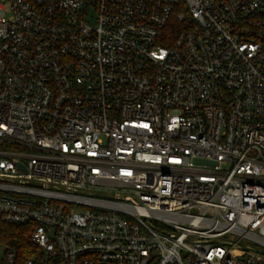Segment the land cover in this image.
Listing matches in <instances>:
<instances>
[{
  "label": "built area",
  "instance_id": "obj_1",
  "mask_svg": "<svg viewBox=\"0 0 264 264\" xmlns=\"http://www.w3.org/2000/svg\"><path fill=\"white\" fill-rule=\"evenodd\" d=\"M0 221V264H264V0H0Z\"/></svg>",
  "mask_w": 264,
  "mask_h": 264
},
{
  "label": "trees",
  "instance_id": "obj_2",
  "mask_svg": "<svg viewBox=\"0 0 264 264\" xmlns=\"http://www.w3.org/2000/svg\"><path fill=\"white\" fill-rule=\"evenodd\" d=\"M25 234L24 227L12 226L0 221V248L14 250L20 261L32 257L37 250L25 239Z\"/></svg>",
  "mask_w": 264,
  "mask_h": 264
},
{
  "label": "water",
  "instance_id": "obj_3",
  "mask_svg": "<svg viewBox=\"0 0 264 264\" xmlns=\"http://www.w3.org/2000/svg\"><path fill=\"white\" fill-rule=\"evenodd\" d=\"M94 196H97V197H108V198H111L112 196L111 195H108V194H105V193H93ZM242 247L244 248H251L252 250L254 251H257L259 253H262L264 254V251L263 250H260V249H256V248H253V247H249L245 244H240Z\"/></svg>",
  "mask_w": 264,
  "mask_h": 264
}]
</instances>
